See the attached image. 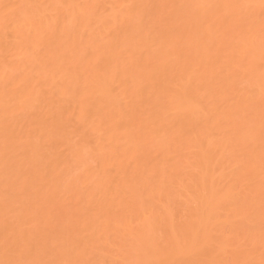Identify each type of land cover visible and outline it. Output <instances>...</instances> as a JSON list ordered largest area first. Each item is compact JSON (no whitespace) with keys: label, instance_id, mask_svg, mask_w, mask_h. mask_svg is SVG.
<instances>
[{"label":"bare ground","instance_id":"6f19581e","mask_svg":"<svg viewBox=\"0 0 264 264\" xmlns=\"http://www.w3.org/2000/svg\"><path fill=\"white\" fill-rule=\"evenodd\" d=\"M0 264H264V0H0Z\"/></svg>","mask_w":264,"mask_h":264}]
</instances>
